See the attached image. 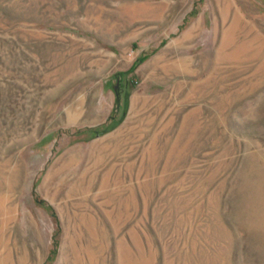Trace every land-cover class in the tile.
Listing matches in <instances>:
<instances>
[{
  "label": "rangeland",
  "instance_id": "obj_1",
  "mask_svg": "<svg viewBox=\"0 0 264 264\" xmlns=\"http://www.w3.org/2000/svg\"><path fill=\"white\" fill-rule=\"evenodd\" d=\"M225 2L264 39V0H0V264H264V49L215 59Z\"/></svg>",
  "mask_w": 264,
  "mask_h": 264
},
{
  "label": "bare ground",
  "instance_id": "obj_2",
  "mask_svg": "<svg viewBox=\"0 0 264 264\" xmlns=\"http://www.w3.org/2000/svg\"><path fill=\"white\" fill-rule=\"evenodd\" d=\"M229 10H230V3L225 2L223 4V7H221L219 9L220 24L218 25V27L214 26V32H215L216 36L219 35V37H220L218 41H217V37L215 38V44H213V47H212L213 52L215 54V56H214L215 59H218V58L219 59H230L232 57H238L239 56V48L241 51L247 50L249 48H254L253 56H256L257 54H259L264 49V39L261 35V33H263V32L259 31V30L255 31L253 24L251 25L250 23H246L243 21V19H241V26H243V29H245L246 32H244V33H246V36L244 37L243 41L241 42V44L239 46V35H238V33H239L238 32L239 18L232 17V20L228 23L227 22V20H228L227 13ZM194 34H196V26L195 25L192 26L191 28H189L187 30V32L181 37L180 40H175L173 43H171L167 47V50L165 51V53H168L169 51H177L180 48H184L183 45L186 42L192 41V39L195 36ZM213 43H214V41H213ZM254 46H256V47H254ZM165 53H162L161 55H159L156 58V61L159 60L160 58H162L165 55ZM175 59H177V58H175ZM262 59L264 60V55H263ZM179 60H181V61H179L180 62V68L182 71L181 73H184V74L190 73V68L186 64L188 61L187 58L180 57ZM177 67H178V65H177ZM171 70H173V69H171ZM135 100H137V99H135ZM71 111L75 112L76 110L71 109L69 112H67V116L69 119L68 121H70L74 118L73 114H71L74 112H71ZM134 113H135V109L133 107L132 111H131V115H133ZM75 114L76 113H74V115ZM133 119H134V115L130 116L123 125L124 126L123 128L126 131V132L124 131L126 136H129V134L133 133L134 127H131V126L128 127L129 125H131ZM122 134H123V131L119 130L115 134L104 138L101 141V142L105 143V145L103 146V150L109 149L111 147L114 149V148L118 147L120 144H122L121 143ZM91 146L93 147V146H95V144H93ZM86 158H90L89 154H86L85 157L83 158V160H85ZM74 159H75V157L71 155L69 157V161L67 163H65L62 166V168L65 169L68 165L72 164L73 161L76 162V160H74ZM80 171H82V170H80Z\"/></svg>",
  "mask_w": 264,
  "mask_h": 264
},
{
  "label": "trees",
  "instance_id": "obj_3",
  "mask_svg": "<svg viewBox=\"0 0 264 264\" xmlns=\"http://www.w3.org/2000/svg\"><path fill=\"white\" fill-rule=\"evenodd\" d=\"M128 73H130V71H128ZM128 73H127V74H128ZM125 74H126V73H124L123 75H125Z\"/></svg>",
  "mask_w": 264,
  "mask_h": 264
}]
</instances>
